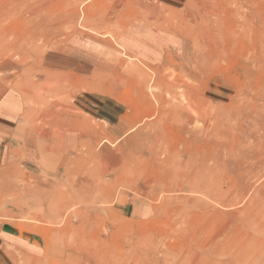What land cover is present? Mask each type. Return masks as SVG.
Wrapping results in <instances>:
<instances>
[{
	"label": "rangeland",
	"instance_id": "374dc122",
	"mask_svg": "<svg viewBox=\"0 0 264 264\" xmlns=\"http://www.w3.org/2000/svg\"><path fill=\"white\" fill-rule=\"evenodd\" d=\"M5 92L0 264H264V0H0Z\"/></svg>",
	"mask_w": 264,
	"mask_h": 264
},
{
	"label": "crops",
	"instance_id": "0c3cea01",
	"mask_svg": "<svg viewBox=\"0 0 264 264\" xmlns=\"http://www.w3.org/2000/svg\"><path fill=\"white\" fill-rule=\"evenodd\" d=\"M19 103L18 100L7 92L0 94V161L3 158L2 147L8 150H14L21 147L20 144L23 131L18 125ZM23 136V141H24ZM26 142V141H25ZM3 143H6L5 145ZM5 154L4 158H6ZM18 235L5 226L0 228V242L8 243L18 248L24 253L34 255L40 250V245L33 243L31 240L20 239Z\"/></svg>",
	"mask_w": 264,
	"mask_h": 264
}]
</instances>
